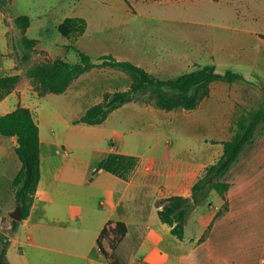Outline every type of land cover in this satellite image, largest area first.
<instances>
[{
  "label": "crops",
  "instance_id": "obj_1",
  "mask_svg": "<svg viewBox=\"0 0 264 264\" xmlns=\"http://www.w3.org/2000/svg\"><path fill=\"white\" fill-rule=\"evenodd\" d=\"M111 1L118 6L128 2ZM67 17L80 15L63 19ZM30 19L23 37L36 39L35 47L47 57L70 62L65 55L73 47L72 38L62 34L55 47L44 44L30 34ZM129 41L125 32L93 36L84 41L90 49L85 52H94V61L106 54L134 61L118 52ZM0 45V77H19L0 99V116L20 105L30 108L41 137V179L33 208L16 226L18 220L10 215L17 207L11 183L23 162L16 150L18 137L0 133V231L15 227L7 251L11 264H111L98 243L110 220L128 225L124 242H139L129 264H264V128L224 176L230 183L226 196L212 189L191 208L184 238L160 218L156 205L160 197L192 196L203 170L232 138L236 118L264 106V85L245 73L246 79L212 82L210 94L193 108L167 110L132 100L103 122L90 124L81 121L87 110L103 102L106 92L129 89L128 73L95 66L65 91L42 94L8 43L5 14ZM153 55L160 57L158 50Z\"/></svg>",
  "mask_w": 264,
  "mask_h": 264
},
{
  "label": "rangeland",
  "instance_id": "obj_2",
  "mask_svg": "<svg viewBox=\"0 0 264 264\" xmlns=\"http://www.w3.org/2000/svg\"><path fill=\"white\" fill-rule=\"evenodd\" d=\"M70 13L86 21L82 33L86 38H72L71 44L88 53L84 41L89 37L125 32L131 41L118 52L161 78L176 77L216 60L218 71L246 73L253 83L264 85V46L260 41L264 42V0H130L120 6L111 0H0V20L5 14L8 43L26 73L37 63L55 58L35 47L36 39L35 43L24 41L25 32L13 16L28 14L33 20L30 34L55 47L64 39L59 24ZM120 23L123 26L117 28ZM155 50L159 58L153 55ZM65 56L71 63L80 59L74 47ZM199 93H189L187 101ZM145 98L147 95L140 101L146 102Z\"/></svg>",
  "mask_w": 264,
  "mask_h": 264
},
{
  "label": "trees",
  "instance_id": "obj_3",
  "mask_svg": "<svg viewBox=\"0 0 264 264\" xmlns=\"http://www.w3.org/2000/svg\"><path fill=\"white\" fill-rule=\"evenodd\" d=\"M130 3V0H127ZM19 25L25 31L31 19L27 15L17 17ZM24 21V24L21 23ZM86 21L81 17H67L60 25L62 34L76 39L85 29ZM28 43L35 39L24 37ZM37 42V41H36ZM78 52L80 61L71 63L63 58L52 62L37 63L28 68L27 74L38 82L40 92H63L78 75L95 67L111 66L121 69L131 77V85L127 90L106 92L101 103L91 106L81 121L90 124L103 122L109 113L121 105L140 100L171 110L177 107H195L203 98L210 94V85L217 80L233 82L246 79L239 71L228 69L218 71L216 63L199 65L197 68L179 74L176 77L161 78L144 66L132 60H121L113 54H106L94 61L92 56L72 45ZM19 81L17 75L0 77V99L9 93ZM200 92L193 100L187 101L189 93ZM187 101V102H186ZM264 128V106L255 110H247L236 118L234 134L231 139L223 142L224 151L218 159L208 165L193 185L192 196L172 195L156 200L159 216L172 226V231L179 238L185 236V222L191 208L206 198L214 189L225 197L230 183L224 176L239 160L245 148L254 143L260 130ZM0 133L4 136H17V153L23 166L11 183L16 206H21L22 219L32 211L35 194L41 179V137L40 127L32 110L18 106L15 110L0 116ZM228 205H225V209ZM20 221H15L17 226ZM128 225L123 221L110 220L102 229L98 243L111 264H129L130 255L139 245H130L126 240ZM11 243L10 237L0 231V264H11L7 251ZM129 244V245H128ZM128 245V246H127Z\"/></svg>",
  "mask_w": 264,
  "mask_h": 264
},
{
  "label": "water",
  "instance_id": "obj_4",
  "mask_svg": "<svg viewBox=\"0 0 264 264\" xmlns=\"http://www.w3.org/2000/svg\"><path fill=\"white\" fill-rule=\"evenodd\" d=\"M10 215H11V217H12L14 220H18V221L22 220V216H21V206H17V207L15 208V210H13V211L10 212ZM13 225H14V224H13ZM5 232H6V234L9 235L10 237H11V236H14V234H15V227L13 226V227H11L10 229H6Z\"/></svg>",
  "mask_w": 264,
  "mask_h": 264
}]
</instances>
